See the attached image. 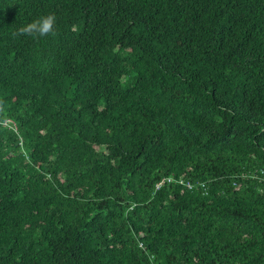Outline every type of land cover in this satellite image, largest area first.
I'll return each mask as SVG.
<instances>
[{"label":"trees","instance_id":"obj_1","mask_svg":"<svg viewBox=\"0 0 264 264\" xmlns=\"http://www.w3.org/2000/svg\"><path fill=\"white\" fill-rule=\"evenodd\" d=\"M260 170L264 0H0V264H264Z\"/></svg>","mask_w":264,"mask_h":264},{"label":"clouds","instance_id":"obj_2","mask_svg":"<svg viewBox=\"0 0 264 264\" xmlns=\"http://www.w3.org/2000/svg\"><path fill=\"white\" fill-rule=\"evenodd\" d=\"M57 18L54 14L42 15L22 27L18 35H28L33 38H43L56 34Z\"/></svg>","mask_w":264,"mask_h":264},{"label":"built area","instance_id":"obj_3","mask_svg":"<svg viewBox=\"0 0 264 264\" xmlns=\"http://www.w3.org/2000/svg\"><path fill=\"white\" fill-rule=\"evenodd\" d=\"M260 174L263 175V176L260 177V178L264 181V171H263V170H260V173H259V174H257L256 172H254V173L252 174V176H260ZM165 180L170 181L171 178H170V177H167V178H165ZM162 182H163V180L158 184V186H159ZM180 182H182V180H180ZM186 185H187L188 187H191V186H193V185H195V184H194L193 182H191V181H187V180H186Z\"/></svg>","mask_w":264,"mask_h":264}]
</instances>
